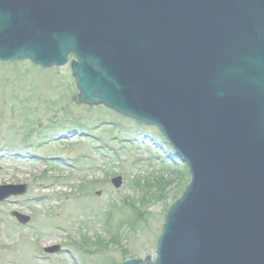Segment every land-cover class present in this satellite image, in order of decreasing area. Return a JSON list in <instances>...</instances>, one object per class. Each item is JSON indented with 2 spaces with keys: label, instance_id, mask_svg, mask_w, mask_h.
I'll return each mask as SVG.
<instances>
[{
  "label": "water",
  "instance_id": "1",
  "mask_svg": "<svg viewBox=\"0 0 264 264\" xmlns=\"http://www.w3.org/2000/svg\"><path fill=\"white\" fill-rule=\"evenodd\" d=\"M69 54L82 103L157 126L191 174L155 260L119 264H264V0H0V60Z\"/></svg>",
  "mask_w": 264,
  "mask_h": 264
},
{
  "label": "rangeland",
  "instance_id": "2",
  "mask_svg": "<svg viewBox=\"0 0 264 264\" xmlns=\"http://www.w3.org/2000/svg\"><path fill=\"white\" fill-rule=\"evenodd\" d=\"M143 126L78 102L68 65H0V184L26 185L22 195L0 202V264L153 256L165 209L188 175L157 129ZM116 175L118 188L109 181ZM160 178L172 179L161 199L135 203L138 213L123 206L149 189H136L132 180L152 190ZM11 211L29 221L21 225ZM55 244V253L42 250Z\"/></svg>",
  "mask_w": 264,
  "mask_h": 264
},
{
  "label": "bare ground",
  "instance_id": "3",
  "mask_svg": "<svg viewBox=\"0 0 264 264\" xmlns=\"http://www.w3.org/2000/svg\"><path fill=\"white\" fill-rule=\"evenodd\" d=\"M226 110H227V108H226ZM187 131L195 132V129H194V128H191V127H188V130H187ZM203 162H204L205 165H207L210 161L204 156ZM214 165H215V164H214ZM215 166L217 167V169H221L223 172L226 171L225 166H224L222 163H219V161H218V163H217ZM203 176H204V175H203ZM204 179H205L206 183H207L209 186L215 187L218 191H220V196H222L224 199L227 198V196H225V193H224V192H226V189H224V188H222L221 186H218V185H216V184H212V183L206 178V176H204ZM210 190H211V189H210ZM212 191H213V189H212ZM220 196H219V197H220ZM232 206H233V202H232ZM240 214H241V213H240ZM237 228H238V227H237ZM238 230H239V229H238ZM243 231H245L247 234H250V232L247 231V230L244 229V228H243ZM243 234H244V232H243ZM231 237H232V236H231ZM233 239L236 240L237 237H233ZM218 260H221V261L223 260L226 264H234L233 262H231V261H229V260L226 261V259H223L222 257L218 258Z\"/></svg>",
  "mask_w": 264,
  "mask_h": 264
},
{
  "label": "trees",
  "instance_id": "4",
  "mask_svg": "<svg viewBox=\"0 0 264 264\" xmlns=\"http://www.w3.org/2000/svg\"><path fill=\"white\" fill-rule=\"evenodd\" d=\"M161 183V184H160ZM160 184V185H159ZM167 184V182L166 181H162V180H160V181H158L157 182V191H158V193L157 194H152L151 193V191H149L148 192V194H146V195H149V197H154V198H159V197H162V193H163V191H164V187H165V185ZM144 199H141V201H143Z\"/></svg>",
  "mask_w": 264,
  "mask_h": 264
}]
</instances>
